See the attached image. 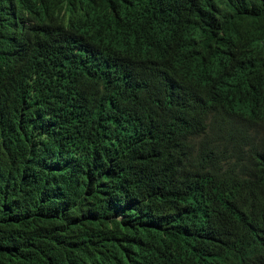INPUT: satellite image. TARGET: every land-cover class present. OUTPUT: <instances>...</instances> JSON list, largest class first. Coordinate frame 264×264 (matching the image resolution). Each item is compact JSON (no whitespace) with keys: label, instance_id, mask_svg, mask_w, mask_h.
<instances>
[{"label":"trees","instance_id":"16d2710c","mask_svg":"<svg viewBox=\"0 0 264 264\" xmlns=\"http://www.w3.org/2000/svg\"><path fill=\"white\" fill-rule=\"evenodd\" d=\"M0 264H264V0H0Z\"/></svg>","mask_w":264,"mask_h":264}]
</instances>
